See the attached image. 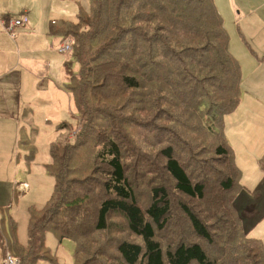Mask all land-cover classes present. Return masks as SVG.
Listing matches in <instances>:
<instances>
[{"label":"trees","instance_id":"obj_1","mask_svg":"<svg viewBox=\"0 0 264 264\" xmlns=\"http://www.w3.org/2000/svg\"><path fill=\"white\" fill-rule=\"evenodd\" d=\"M93 1V0H92ZM112 0L107 5L108 11L116 12L117 33L107 48L101 49V55L108 52L109 57L104 63L96 60L82 61L79 54L74 57L78 65V72L72 70L73 56L63 63V70L67 75L66 90L72 95L78 110L79 132L74 135L71 142L51 140L49 151L51 162L46 166L47 172L54 179L53 193L41 210L36 214L34 209L30 210L27 226V244L22 246L16 239V222L11 220L4 226V219H0V246L3 248V258L6 253H13L18 259V264H38L42 262H53L50 251L45 243V234L51 231L58 242L70 239L75 244L74 261L79 264L80 254H89L88 240L96 235L103 239L107 234L119 239H103L106 249L98 248L96 257L100 260L105 257L108 264H243L245 260V247L252 243L261 252L259 258L264 263V245L258 238L250 236V230H243L241 218L236 214L233 192L238 187L240 170L235 164L234 155L228 145L224 132V117L238 107L240 102V65L230 53L228 47V36L225 31L222 16L217 10L213 0ZM136 2L138 5L137 18L142 17V10L150 15L146 20L151 23L158 16L172 22L171 28L175 30L174 39L169 43L164 36L160 39H148L145 33L147 26L141 27L143 33L140 35L143 45L138 46L137 40L131 38L128 44L125 42V34L131 32L126 27V15L123 10H131ZM107 0H105V4ZM206 7L205 6H208ZM203 6L200 11L197 7ZM99 6V5H97ZM84 8L77 3L75 21L79 26L85 21ZM89 13V12H88ZM94 14V29H96L102 15V8L92 9ZM88 15V14H87ZM81 20V21H80ZM81 22V23H80ZM147 24V23H146ZM161 24V25H162ZM63 25L57 22L49 23V31L55 34L57 29ZM163 27L157 30L162 32ZM107 30L104 24L102 33ZM95 33L89 35L94 38ZM135 36V35H134ZM87 42V38L85 40ZM157 44V47H156ZM75 40H72V49ZM86 48V45H85ZM89 48V46H88ZM163 49L165 53L163 52ZM188 51V52H186ZM176 52H184L175 55ZM142 58V59H141ZM148 60V61H147ZM162 60V61H161ZM145 61V63H143ZM187 62L186 67L180 66L179 62ZM154 71L149 79L146 78V69ZM161 69H164L161 70ZM165 73L166 77H163ZM76 74V76H75ZM74 81V86L70 82ZM119 81L121 91L128 89L138 94L129 97L138 102V96L149 98L146 84L157 85L162 92L166 90L169 95L167 105V116L169 124L178 127L179 136L184 140L186 147L195 146V142L201 144L207 141V137L214 136L212 140L213 157L223 160L224 174L218 183V194L224 195L225 204L220 205L216 199L212 203L205 197V186L200 182H191L188 174L175 156L174 148L166 145L160 155L165 160L164 168L174 182L177 193L190 201H199L202 208L190 202L186 204L179 201L178 207L187 217L194 234L203 240L205 245L199 242L185 245L178 244L174 249L163 251L160 243L156 240L155 229L164 228L167 222L171 205L168 194L162 188L153 189V199L145 211L136 203L132 189L128 185L126 177V165L124 154L117 138L112 137L116 133L109 129L105 131L104 124L108 125L105 109H110L115 115L112 120L119 121L121 127L117 134H121L124 128L133 125L130 115H136L135 107L132 112L127 109V104L120 106L105 105V100L99 105L93 104V88H106L109 93L104 94V99L114 95V90ZM95 83V84H94ZM139 91V92H138ZM97 102L99 99L96 100ZM99 107L101 116H97ZM155 105V104H154ZM95 124V126H94ZM102 125L103 134L100 139L97 129ZM67 127L60 124L59 129ZM83 134L84 139H80ZM122 134H124L122 132ZM96 149L91 154L86 151L89 144ZM146 143H139V147ZM147 146H149L147 144ZM202 149V148H201ZM61 150V155L58 152ZM189 150V149H188ZM228 165H225V162ZM79 164V165H78ZM259 168L264 172V153L257 160ZM91 171V175L80 173L79 168ZM230 167V169H229ZM78 171L79 174H72ZM231 171V172H230ZM97 179L108 197L96 203L95 194ZM90 181V187L83 184ZM95 184V185H93ZM77 188L74 190V188ZM217 194V195H218ZM94 208V215L83 211V208ZM232 209L233 224H229L227 212ZM6 208L0 207V216H3ZM216 209L219 215L211 213ZM234 211V212H233ZM80 212L82 215L80 216ZM120 217L119 221L115 218ZM217 221H213V219ZM91 220V221H90ZM8 232L11 243L5 237ZM128 232V237H119L117 234ZM106 235V236H107ZM5 240H4V239ZM131 238V239H130ZM139 240L138 242L134 239ZM214 241L217 243L214 247ZM239 241L237 245L231 244ZM93 242L97 243L96 240ZM101 248H105L104 244ZM238 247V259L228 258L226 245ZM11 244V245H10ZM114 251H113V250ZM257 251L255 257H257ZM4 260V259H3Z\"/></svg>","mask_w":264,"mask_h":264},{"label":"rangeland","instance_id":"obj_2","mask_svg":"<svg viewBox=\"0 0 264 264\" xmlns=\"http://www.w3.org/2000/svg\"><path fill=\"white\" fill-rule=\"evenodd\" d=\"M111 1L107 0L105 4V0H0L1 21L5 18H15L26 14L30 24L37 27L34 34H26L27 30L24 28L14 30V38L10 41L15 47V54L24 55L26 60L27 49L34 46L31 65H26L30 67L29 74L22 82L23 87L26 86V97L30 102V106L24 105L21 108L17 136L15 135L12 140L7 142L6 154L3 156L0 151V207L6 208L0 219H4L5 227L10 219L16 222V239L18 244L22 246L27 244L30 210L34 209L36 214H40L53 193L54 179L47 172L45 166L51 162L50 141L55 139L61 142H71L74 139L72 138V132H75L78 128V110L72 96L66 90L67 75L63 70V63L65 58L72 55L74 58L72 60V70L78 72L79 65L74 57L77 54H79L82 61L91 59L96 60L97 63H104L105 59L110 58L108 52L101 55L100 51L107 48L111 40L119 34L116 32L118 22L116 12L108 11L107 7ZM146 1L148 0L143 2ZM240 1L243 4V6L241 5L243 9H241L238 2L235 3V8L229 7L228 0H216L214 3L219 11L223 13L222 19L228 36L230 53L240 65V104L233 114L224 117L223 132L228 145L233 151L235 163L241 169L238 187L233 192V201L237 211L236 214L241 218V224L239 223V225L242 226L243 230H248L264 218V172L258 166L256 170L257 160L264 153V25L262 24L264 7L260 12L254 11L258 4L264 3V0ZM77 3L85 11L83 16L85 17L83 18L85 23L79 26H76L78 22L75 21ZM139 3L136 2L131 10L122 11L126 15V27L128 29L134 27L130 29L131 32L125 34L123 39L125 42L123 43L128 44L132 38L137 40L138 46L143 45V37H140L143 33L141 27L145 28L146 26L145 33H147L146 37L148 39H160L161 35L166 38L167 43L174 39L175 30L171 28L172 22L170 20H164V24H162V17L158 16L149 23L146 20L150 15L148 12L145 13L144 10H142L140 19L137 18L138 15L135 16L138 13ZM97 5L102 8V15L96 29H94L92 9L94 10L95 7L99 9ZM200 6L197 7L199 11L203 8V6ZM206 7H209V4ZM239 9L244 14H248L238 25L237 22L233 21V15L237 14ZM50 20L63 25L56 30V36H51L55 45L60 46L64 40H69L72 45V40H75L73 49L71 47L70 51L63 54L47 51L48 40L44 36V29L48 28ZM104 24L107 25V30L102 33ZM161 27H163L162 32H158L157 30ZM95 32L94 38H90L89 35ZM24 35H28V38ZM86 38L87 42L85 41ZM36 39H39V41ZM241 39H244L245 42H241ZM239 42L242 43V46L238 44ZM11 50L10 47L5 48L7 53H10ZM46 51L51 55L47 56ZM163 52L165 53L164 49ZM180 53L184 52H176L175 55ZM179 64L185 68L187 62H179ZM143 70L148 71L146 72L147 79L151 77L150 73L154 72H149L148 66ZM161 70L164 71V69ZM162 75L166 77L165 73ZM116 83L118 86L114 90L115 96L104 99V94H109L106 88H93L92 81L93 104L96 102L99 105L103 100H105L104 104L101 103L99 107H105V105L120 106L125 103L129 112H132L131 110L136 105L138 110L136 115H130V121L133 125L124 128L125 130L122 131L124 134L122 132L117 134L121 129L118 126L119 121L111 119L115 114L107 108L105 111L110 128L105 124L104 127L106 133L109 129L116 133V135L112 134V137L117 138V142L122 148L128 185L132 189L136 203L141 210L145 211L151 204L154 188H162L168 194L171 208L164 228L155 229L156 240L160 243L163 251L174 249L180 243L190 245L199 242L201 245H205L203 240L194 234L187 217L178 207L179 201L186 204L192 202L199 207L202 204L197 200H187L176 192L174 182L164 168L165 160L162 159L160 151L166 145L173 147L175 156L179 159L191 182L203 183L206 199L210 203L216 199L222 206L226 200L224 195L218 194L217 189L218 183L222 180L221 174H224L225 169L223 168V160H217L213 157L212 140H214V136L207 137L208 140L203 144L195 142V146L188 145L189 147L184 149L186 143L179 136L178 127L167 122L169 117L167 116V109H170V107L167 105L169 95H167L166 90L162 94L157 85L154 84L153 88L152 85L146 84L148 92L154 100V105L145 96H138L140 99L138 102L130 99L129 97H135L138 94L137 91L133 92L128 89L121 91L119 81L117 80ZM70 84L74 86V81L71 80ZM22 97H24V94H22ZM97 99H99L98 102ZM99 107H96L98 110L97 116H101L103 111ZM62 123L66 124L67 127L59 129V125ZM98 125L100 127L97 131L101 139L103 134L102 125ZM80 135V139H84L85 136ZM141 142L146 143L142 148L139 147ZM95 149L96 147L90 143L88 149L84 152L91 154ZM61 153L60 150L58 156ZM225 165H228L227 161ZM79 171L82 174L91 175V171L85 170L83 166L79 168ZM72 174L78 175L79 172L75 171ZM90 184H92L90 181H86L83 185L90 187ZM101 184L100 180L97 179L96 203L108 197ZM76 189L75 187L74 190ZM86 210L88 214L94 215L92 206H89V208L84 207L83 211ZM231 211L232 209L227 212V221L232 225V216L234 214L236 219V215L234 211L233 214ZM211 213L219 215L216 209H212ZM81 215L82 212H80ZM119 219L121 218H115L117 221ZM213 221L216 222L217 219L215 218ZM106 235H102L104 240L107 238L109 240L112 238L115 241L119 239L115 236ZM117 236L120 238L128 237V232L119 233ZM5 237L11 243L8 232H5ZM103 239H99L94 235L88 240L89 254H80L78 256L79 264L109 263V260H105V257L102 258L101 262L96 257L98 248L102 249L100 251L103 252L106 249V244L102 242ZM94 240L97 243L93 242ZM134 241L138 242L139 240L134 239ZM262 241L264 244V235ZM238 242L236 241L231 245L235 246ZM45 243L54 261H40L41 263L38 264H75V244L72 240L65 238L58 242L57 237L51 231H47ZM102 243L105 248L99 246ZM216 244L214 241V247ZM231 245L230 243L226 245L228 258L232 257L233 261L236 259L240 261L238 247H232ZM257 251H259V254L255 257L254 254ZM2 252L3 248L0 246V264L4 259ZM10 254L15 257L13 253L10 252ZM244 256L243 264H264L259 258L261 256L260 250L252 243L245 247ZM113 264L120 263L115 262Z\"/></svg>","mask_w":264,"mask_h":264},{"label":"crops","instance_id":"obj_3","mask_svg":"<svg viewBox=\"0 0 264 264\" xmlns=\"http://www.w3.org/2000/svg\"><path fill=\"white\" fill-rule=\"evenodd\" d=\"M213 2H216V0H213ZM236 2H238L240 4L241 9H243L242 8L243 4L240 0H228L229 7L231 6V8H235ZM263 7H264V3L258 4L254 11L260 12V10H263ZM217 10L219 11L218 8ZM219 13L223 18V13L221 11H219ZM247 14H244L242 10L239 9L237 14L233 15V21L237 22V24L239 25V22L242 21L243 18L247 17ZM25 17L27 19L26 24H24V26H17V27L14 26L12 29L13 33H14V30L19 29V28L26 29L27 30L26 34H34L36 32L37 27L35 25L30 24V21L28 20L27 16ZM262 18L264 19V16H262ZM9 19L11 18H5L2 21L0 20V134L2 138V140L0 141V151L1 153H3V156L4 154H6L7 142L12 140L15 135L17 136V129L19 125V115H20L21 108L24 105L30 106V102L26 97L27 96L26 86L23 87L22 82L24 81V78L25 79L27 78V74H29L30 67H27L26 65H29V66L31 65L32 53L34 51V46L33 48L29 47L27 49L28 50L26 52L27 60L24 58L25 57L24 55L21 56L20 54H17V55L15 54L14 52L15 47L10 43V41L14 38V36H11L10 32L6 29L10 21ZM223 24H224V20H223ZM262 24L264 25V20L262 21ZM44 30H45L44 36L48 40L47 47H46L47 51L49 53H54V52L59 53L57 51L58 45H55V42H53L51 39V36H56V34L50 33L49 25H48V28ZM24 37L28 38V35H24ZM36 40L39 41V39H36ZM241 42H245V40L241 39ZM241 42H239L238 44L242 46ZM7 47H10L12 49L10 53L5 52V48ZM47 51H46V55L50 56L51 54H48ZM66 59L68 58H65V60ZM22 94H24V97H22ZM233 113L234 112H232V114ZM19 132H20V128L18 130V135H19ZM236 166L238 167L237 164ZM257 166L258 164L256 165V170H257ZM238 169L240 170V173H241V169L239 167ZM263 235H264V218L261 221H259L250 230V236L254 238H258L261 241H262Z\"/></svg>","mask_w":264,"mask_h":264},{"label":"built area","instance_id":"obj_4","mask_svg":"<svg viewBox=\"0 0 264 264\" xmlns=\"http://www.w3.org/2000/svg\"><path fill=\"white\" fill-rule=\"evenodd\" d=\"M26 15L23 14L20 17H16V18H11L9 19V24L7 25L6 29L10 32L11 36L13 35L12 29L14 26H24V24H26ZM71 49V43L69 40H64V42H62L60 44V46L57 47V51L59 53H64L66 51H70ZM79 130V129H77ZM2 264H18V259L16 258V256L14 257L13 255H11L9 252L6 253L5 258L2 262Z\"/></svg>","mask_w":264,"mask_h":264}]
</instances>
